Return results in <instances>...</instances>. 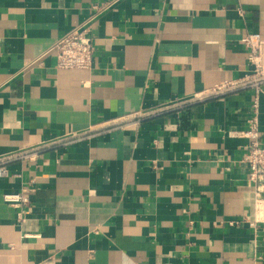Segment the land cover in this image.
Segmentation results:
<instances>
[{
	"label": "crops",
	"instance_id": "crops-1",
	"mask_svg": "<svg viewBox=\"0 0 264 264\" xmlns=\"http://www.w3.org/2000/svg\"><path fill=\"white\" fill-rule=\"evenodd\" d=\"M102 1L0 0V157L39 149L4 163L0 264H264V223L228 224L253 217V91L206 94L250 72L264 0H116L91 19ZM80 25L92 67L56 69ZM257 118L263 139L264 84ZM23 190L19 220L2 195Z\"/></svg>",
	"mask_w": 264,
	"mask_h": 264
},
{
	"label": "built area",
	"instance_id": "built-area-1",
	"mask_svg": "<svg viewBox=\"0 0 264 264\" xmlns=\"http://www.w3.org/2000/svg\"><path fill=\"white\" fill-rule=\"evenodd\" d=\"M116 0H104L100 3L91 5L93 19L96 15L109 9ZM237 13L242 16V9H238ZM90 21V19L88 20ZM241 42L247 49L248 61L251 70L242 77L232 81L212 87L206 91L207 95L218 96L227 92L249 88L253 91V100L251 104L252 115L247 120V128L237 132V135L246 137L249 143L245 149L242 161L248 167V180L253 187V217L251 220L232 219L228 221L230 225H239L247 223L254 229L258 224L264 223V138L260 139L259 123L257 118L258 100L262 92L264 84V53L263 41L260 33H245ZM55 57L56 69H90L93 62L94 47L88 29L84 25L77 26L56 38L51 48ZM183 103H167L158 107L155 111L164 112L173 107L181 106ZM152 112H146L140 116H146ZM113 125L117 127H125V123H117ZM39 149H25L15 153H9L0 157V176L6 175L4 163L6 161L17 158L34 159ZM26 190L17 193H5L2 195L3 200L17 211V218L24 219L26 213L25 207L30 204V196Z\"/></svg>",
	"mask_w": 264,
	"mask_h": 264
}]
</instances>
